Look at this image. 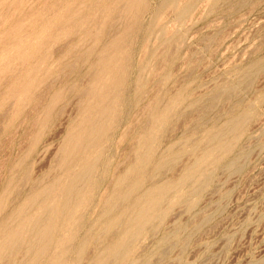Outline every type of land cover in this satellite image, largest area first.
<instances>
[{
    "label": "rangeland",
    "instance_id": "obj_1",
    "mask_svg": "<svg viewBox=\"0 0 264 264\" xmlns=\"http://www.w3.org/2000/svg\"><path fill=\"white\" fill-rule=\"evenodd\" d=\"M0 242V264H264V0H0Z\"/></svg>",
    "mask_w": 264,
    "mask_h": 264
},
{
    "label": "bare ground",
    "instance_id": "obj_2",
    "mask_svg": "<svg viewBox=\"0 0 264 264\" xmlns=\"http://www.w3.org/2000/svg\"><path fill=\"white\" fill-rule=\"evenodd\" d=\"M138 4H139V3H138ZM122 8H123V7H122ZM122 14H123V13H122ZM182 16H183V15H182ZM183 17H184V16H183ZM67 21H68V20H67ZM69 23H70V22H69ZM66 24H67V23H66ZM66 24H65V25H66ZM39 32H40V31H39ZM65 34H66V33H65ZM98 34H99V33H98ZM32 40H33V39H32ZM110 42H111V41H110ZM41 43H42V42H41ZM95 43H96V42H95ZM95 47H96V46H95ZM104 49H105V48H104ZM94 50H95V49H94ZM102 51H103V49H102ZM45 53H46V52H45ZM102 55H103V54H102ZM113 55H114V54H113ZM101 58H102V57H101ZM107 62H108V61H107ZM101 63H102V62H101ZM104 63H105V62H104ZM111 63H112V62H111ZM108 66H109V65H108ZM104 68H105V67H104ZM107 68H108V67H107ZM100 70H101V69H100ZM101 71H102V70H101ZM104 72H105V71H104ZM108 72H109V71H108ZM97 74H98V73H97ZM101 74H102V73H101ZM105 74H106V73H105ZM104 83H105V82H104ZM86 84H87V83H86ZM97 84H98V83H97ZM100 84H101V83H100ZM103 86H104V85H103ZM99 87H100V86H99ZM96 88H97V87H96ZM135 88H136V87H135ZM85 90H86V89H85ZM101 90H102V89H101ZM93 93H94V92H93ZM84 94H85V93H84ZM91 94H92V93H91ZM104 94H105V93H104ZM92 95H93V94H92ZM97 95H99V94H97ZM87 96H88V95H87ZM100 97H101V96H100ZM115 97H116V95H115ZM97 98H98V97H97ZM107 98H108V97H107ZM111 98H112V97H111ZM112 99H113V98H112ZM112 99H111V100H112ZM96 100H97V99H96ZM100 100H101V99H100ZM111 100H110V101H111ZM113 100H114V99H113ZM110 101H109V102H110ZM99 102H101V101H99ZM99 102H98V104H99ZM109 102H108V104L110 105L111 103H109ZM111 102H112V101H111ZM6 103H7V102H6ZM101 103H102V102H101ZM101 103H100V104H101ZM103 103H104V102H103ZM79 104H80V103H79ZM108 104H107V105H108ZM92 106H93V105H92ZM102 106H105V105L103 104ZM110 106H111V105H110ZM110 106H107V109H108V107L110 108ZM99 107H100V106H99ZM112 107L114 108V105H113ZM93 108L95 109V108H97V107H93ZM93 108H92V109H93ZM104 108H106V107H103V109H104ZM78 109H79V108H78ZM99 109H100V108H99ZM87 110H88V109H87ZM97 111H98V108H97ZM165 111H166V110H165ZM165 111H164V112H165ZM92 112H93V111H92ZM102 112H103V110H102ZM102 112L99 113V114H102ZM160 114H162V113H160ZM82 115H84V114H82ZM97 115H98V114H97ZM104 115H105V114H104ZM108 115H110V114H108ZM102 116H103V115H102ZM89 117H90V116H89ZM98 117H99V115H98ZM98 117H96V118H98ZM105 117H106V116H105ZM111 117H112V116H111ZM111 117L108 116L109 119H111ZM157 117H158V116H156V118H157ZM159 117H161V116L159 115ZM85 118H86V117H85ZM102 118H104V117H102ZM162 118H163V116H162ZM162 118H160V119H162ZM86 119H87V118H86ZM94 120H95V119H94ZM101 120H102V119H101ZM80 121H81V120H80ZM85 121H86V120H85ZM87 121H88V120H87ZM95 121H97V120H95ZM156 121H157V120H156ZM236 121H237V119L235 120L234 123H236ZM78 122H79V121H78ZM81 122H83V120H82ZM103 122H104V120H103ZM105 122H106V121H105ZM105 122H104V123H105ZM107 122H109V121H107ZM158 122H159V121H158ZM97 123H98V122H97ZM97 123H96V124H97ZM101 123H102V122H101ZM104 123H102V124H104ZM83 124H85V122L82 123V126L84 127ZM87 124H89V123H88V122L86 123V127H87ZM91 124H93V122H91ZM91 124H90V125H91ZM98 124H99V123H98ZM98 124H97V126H98ZM79 125H80V124H79ZM79 125H78V127H80ZM100 125H101V124H100ZM104 125H105V124H104ZM76 126H77V124H76ZM82 126H81V127H82ZM102 126H103V125H102ZM105 126H106V125H105ZM111 126H112V125H111ZM94 127H95V125H94ZM106 127H107V126H106ZM88 128H89V127H88ZM92 128H93V127H92ZM99 128H100V127H99ZM99 128H95V129H99ZM144 128H145V127H144ZM228 128H229V127H228ZM85 129H86V128H84V130H85ZM102 129H103V128H102ZM231 129H232V128H231ZM73 130H74V129H73ZM75 130H76V129H75ZM82 130H83V129H82ZM88 130H89V129H88ZM105 130H106V129H103V131H105ZM149 130H150V128H149ZM228 130H229V129H228ZM78 131H79V130H78ZM86 131H87V129H86ZM93 131H94V130H93ZM100 131H101V130H100ZM73 132H74V131H73ZM82 132H85V131H82ZM82 132H81V133H82ZM71 133H72V132H71ZM77 133H78V132H77ZM81 133H80V134H81ZM102 133H104V132H102ZM69 134H70V133H69ZM83 134H84V133H83ZM83 134H82V135H83ZM86 134L88 135V133H86ZM94 134L96 135V132H95ZM94 134H93V135H94ZM97 134H98V130H97ZM104 134H105V133H104ZM65 135H66V134H65ZM77 135H78V134H77ZM95 135H94V136H95ZM151 135H152L151 138H153V131H152ZM154 135H155V134H154ZM218 135H219V134H218ZM71 136H72V135H71ZM73 136H74V135H73ZM73 136H72V137H73ZM83 136H85V135H83ZM83 136H81V137H83ZM89 136H90V135H89ZM99 136H100V137H103V136H101L100 134H99ZM215 136H216V135H215ZM81 137H80V138H81ZM100 137H99V138H100ZM120 137H121V136H120ZM149 137H150V136H149ZM70 138H71V137H70ZM74 138H75V137H74ZM77 138H78V137H77ZM80 138H79V140H81ZM86 138H87V137H86ZM96 138H97V135H96ZM96 138H94V139H96ZM104 138H105V137H104ZM68 139H69V138H68ZM83 139H84V138H83ZM91 139H92V138H91ZM153 139H154V138H153ZM153 139H151V140H153ZM86 140H87V143H86V144H88V139H86ZM86 140H85V141H86ZM69 141H70V140H69ZM69 141H68V142H69ZM85 141H83V142H85ZM97 141H98V140H97ZM140 141H141V140H140ZM147 141H148V143H149L150 140H147ZM66 142H67V141H66ZM78 142H80V141H78ZM90 142H91V140H90ZM94 142H95V141H94ZM98 142H99V141H98ZM71 143H73V142H71ZM74 143H75V141H74ZM76 143H77V141H76ZM151 143H152V142H151ZM211 143H212V142H211ZM65 144H66V143H65ZM67 144H68V143H67ZM69 144H70V143H69ZM69 144H68V145H69ZM82 144H84V143H82ZM90 144H91V143H90ZM90 144H89V145H90ZM101 144H102V142H101ZM146 144H147V143H146ZM216 144H219V143H216ZM68 145H67V146H68ZM79 145H80V144H78L77 146H79ZM92 145H93V147H94V146H97V149L101 146V145L99 146V145H95V144H92ZM65 146H66V145H65ZM70 146L72 147V146H74V145L71 144ZM75 146H76V144H75ZM90 146H91V145H90ZM90 146H89V150H90ZM98 146H99V147H98ZM83 147H84V146H83ZM85 147H87V145H85ZM132 147H133V146H132ZM142 147H143V146H142ZM149 147H150V145H149ZM69 148H70V147H69ZM74 148H75V147H73L72 149H74ZM87 148H88V147H87ZM87 148H86V149H87ZM91 148H92V146H91ZM94 148H95V147H94ZM63 149H64V148H63ZM65 149H66V148H65ZM65 149H64V150H65ZM70 149H71V148H70ZM84 149H85V148H84ZM86 149H85V150H86ZM133 149H134V148H133ZM149 149H150V148H149ZM87 150H88V149H87ZM93 150H94V149H93ZM93 150H92V151H93ZM145 150H147V147H146ZM152 150H153V149H152ZM68 151H69V150H68ZM71 151H72V150H71ZM83 151H84V150H83ZM92 151H91V154H92ZM86 152H87V151H86ZM67 153H68V152H67ZM83 153H85V152H83ZM95 153H96V152H95ZM143 153H144V152H143ZM146 153H147V152H146ZM146 153H144V154H146ZM150 153H151V152H150ZM89 154H90V153H89ZM91 154H90V155H91ZM99 154H100V153H97V155H99ZM209 154H210V153H209ZM69 155H70V154H69ZM67 156H68V155H67ZM87 156H89L88 153H87ZM210 156H211V155H210ZM90 157H91V156H90ZM206 157H207V155H206ZM68 158H69V157H68ZM144 158H145V156H144ZM64 159H65V158H64ZM83 159H84V157H83ZM91 159H92V160L95 159L94 156H93V158H91ZM140 159H142V158H140ZM140 159H139V162H141ZM145 159H146V158H145ZM84 160H86V157H85ZM88 160H89V159L86 160L87 164L83 161V163H85V164L87 165V168H88V163H89ZM142 160H143V159H142ZM60 161H61V160H60ZM90 161H91V160H90ZM97 161H98V160H97ZM143 161H144V160H143ZM64 163H65V162H64ZM80 163H81V164H80ZM141 163H142V162H141ZM67 164H68V163H67ZM78 164H79V167L77 166V170H78V168H79V169H82V168H80V165H82V160H81V162H79ZM78 164H77V165H78ZM90 164H91V162L89 163V165H90ZM197 164L199 165V163H197ZM92 165H93V164H92ZM82 166H83V165H82ZM139 166H140V165H139ZM163 166H164V165H163ZM74 167H75V166H74ZM83 167H84V166H83ZM90 167H91V166H90ZM94 167H95V166H94ZM94 167H93V168H94ZM85 168H86V167H85ZM130 168H131V167H130ZM75 169H76V168H75ZM88 169H89V168H88ZM90 169L92 170V168H90ZM131 169H132V168H131ZM72 170H73V169H72ZM83 170H84V168H83ZM83 170L81 171L82 173H83L84 171H91V170H84V171H83ZM193 170H194V169H193ZM79 171H80V170H79ZM79 171H78V172H79ZM195 171H196V170H195ZM76 172H77V171H76ZM78 172H77V173H78ZM91 172H92V171H91ZM142 172H143V171H142ZM188 172H189V171H188ZM82 173H80L79 176H80ZM86 173H88V172H86ZM189 173H190V172H189ZM67 174H68V172H67ZM74 174H75V173H74ZM108 174H109V173H108ZM65 175H66V174H65ZM65 175H64V176H65ZM68 175H69V174H68ZM76 175H78V174H75L74 176H76ZM88 175H90V174H88ZM70 176H71V174L69 175V177H70ZM85 176H87V174H85ZM130 176H131V175H130ZM60 177H61V176H60ZM65 177H66V176H65ZM76 177H78V176H76ZM83 177H84V175H83ZM79 178H80V177H78L77 179H79ZM86 178H87V177H86ZM129 178H130V177H129ZM58 179H60V178H58ZM68 179H70V178H68ZM77 179H75V180H77ZM87 179H88V178H87ZM123 179L125 180L124 177H123ZM186 179H188V178H186ZM73 180H74V179L72 178L71 182H72ZM83 180H84V178H83ZM120 180H121V178H120ZM54 181H55V180H54ZM56 181H57V180H56ZM56 181H55V182H56ZM67 181H68V180H67ZM69 181H70V180H69ZM78 181L80 182V180H77L76 182L78 183ZM85 181H86V180H85ZM87 181H88V180H87ZM87 181H86V182H87ZM110 181H112V180H110ZM121 181H122V180H121ZM76 182H75V184L77 185ZM81 182H82V178H81ZM81 182H80V183H81ZM86 182H84V183H86ZM88 182H89V181H88ZM88 182H87V183H88ZM117 182H118V181H117ZM119 182H120V181H119ZM53 183H54V182H53ZM56 183H58V182H56ZM56 183H54V184H56ZM80 183H79L78 185H80ZM84 183H83V184H84ZM51 184H52V183H51ZM67 184H68V182H67ZM67 184H66V185H67ZM114 184H115V183H114ZM64 185H65V183H64ZM64 185H63V186H64ZM76 185H75V187H76ZM117 185H118V183H117ZM120 185H121V184H120ZM134 185H135V184H134ZM134 185H133V186H134ZM56 186H57V185H56ZM80 186H81V189H80V194H81V193H82V192H81V190H82V184H81ZM80 186H79V188H80ZM107 186H108V185H107ZM64 187H65V186H64ZM66 187H67V186H66ZM69 187H70V186H69ZM69 187H68V189L70 190L71 187H70V188H69ZM114 187H117V186H114ZM131 187H132V186H131ZM61 188H62V187H61ZM77 188H78V187H77ZM118 188H119V187H118ZM194 188H195V187H194ZM50 189H51V187H50ZM50 189H49V190H50ZM52 189H53V188H52ZM73 189H74V188H73ZM126 189H128V188H126ZM130 189H131V188H130ZM166 189H167V188H166ZM60 190H62V189H60ZM71 190H72V188H71ZM71 190H70V191H71ZM76 190H77V189H76ZM46 191H47V190H46ZM50 191H51V190H50ZM52 191H53V190H52ZM63 191H64V188H63ZM63 191H62V192H63ZM70 191H68V192H70ZM72 191H73V190H72ZM77 191H78V190H77ZM82 191H83V190H82ZM115 191H116V190H115ZM155 191H156V190H155ZM42 192H43V191H42ZM58 192H60V191H58ZM66 192H67V191H66ZM66 192H65V193H66ZM68 192H67L65 195L68 196ZM75 192H76V191H75ZM84 192H85V190H84ZM125 192H126V191H125ZM165 192H166V191H165ZM47 193H48V195H49L51 192H47ZM52 193H53V192H52ZM70 193H71V192H70ZM77 193H78V192H77ZM115 193H116V192H115ZM118 193H119V192H118ZM118 193H117V194H118ZM129 193H130V192H129ZM131 193H132V192H131ZM43 194H44V193H43ZM57 194H59V193H57ZM71 194L74 195V191H73V193H71ZM78 194H79V193H78ZM80 194H79V199H82V196H81V198H80ZM83 194H84V193H83ZM83 194H82V195H83ZM117 194H116V195H117ZM156 194H157V193H156ZM41 195H42V193H41ZM48 195H47V196H48ZM65 195H64V196H65ZM73 195H72V196H73ZM111 195H113V194L111 193ZM124 195H125V194H124ZM150 195H151V194H150ZM159 195H160V194H159ZM55 196H56V194L54 195V197H55ZM64 196H63V197H64ZM60 197H61V196H60ZM75 197L78 199L77 194H76ZM110 197H112V196H110ZM121 197H122V196H121ZM124 197H125V196H124ZM41 198H42V197H41ZM56 198H57V197H56ZM64 198H66V197H64ZM64 198H62V199H64ZM67 198H68V197H67ZM126 198H127V197H126ZM150 198H151V197H150ZM158 198H159V197H158ZM179 198H180V197H179ZM52 199H53V198H52ZM116 199H117V198H116ZM122 199H123V198H122ZM145 199H146V198H145ZM173 199H174V198H173ZM49 200H50V199H49ZM53 200H55V199H53ZM66 200H68V199L63 200L64 202H62V204H64V203L66 202V205H67V202H68V201H66ZM74 200H76V199H74ZM112 200H113V199H112ZM174 200H175V199H174ZM29 201H30V200H29ZM40 201H41V200H40ZM57 201H58V198H57ZM69 201H70V198H69ZM106 201H107V200H106ZM108 201H109V200H108ZM117 201H118V199H117ZM138 201H139V200H138ZM138 201H135V202L138 203ZM144 201H147V200H144ZM38 202H39V201H38ZM44 202H45V204H46V203H47V200H46V201L44 200ZM72 202H73V200H72L70 203H72ZM75 202H76V201H75ZM75 202H74V203H75ZM81 202H82V201H81ZM30 203H32V205H33V202H30ZM49 203H51V204L53 205V202L49 201ZM57 203H58V202H57ZM60 203H61V202H60ZM74 203H72V204H74ZM78 203H79V201H78ZM114 203H116V202H114ZM117 203H119V201H118ZM132 203H133V202H132ZM143 203H144V202H143ZM146 203H147V202H146ZM26 204H27V203H26ZM28 204H29V203H28ZM41 204H44V203L41 202ZM41 204H40V205H41ZM47 204H48V203H47ZM54 204H55V206H56V208H57V205H56L55 202H54ZM68 204H69V203H68ZM110 204H111V203H110ZM133 204H134V203H133ZM144 204H145V203H144ZM144 204H143V205H144ZM147 204H148V203H147ZM37 205H39V204H37ZM52 205H51V208H52ZM66 205H65V206H61V207H65V209H66V211H67V209L69 208V205H70V204L68 205V208H66V207H67ZM112 205H113V204H112ZM47 206H48V205H47ZM53 206H54V205H53ZM58 206H59V203H58ZM72 206H73V205H72ZM74 206L76 207L77 205L75 204ZM74 206H73V208H71V209H73V210H77V208H79V207H77V208L75 209ZM80 206H81V205H80ZM108 206H109V205H108ZM108 206H107V207H108ZM130 206H131V208H132V205H130ZM140 206H141V205H140ZM26 207H27V206H26ZM48 207H49V206H48ZM48 207H47V208H48ZM61 207H59V209H60ZM114 207H116V206H114ZM29 208H30V207H29ZM31 208H32V207H31ZM41 208H44V209H45L46 207H41ZM47 208H46L45 210H47V211L49 212V210H51V208L49 207V208H50L49 210H48ZM53 208H54V207H53ZM116 208H117V207H116ZM21 209H22V208H21ZM61 209H62V208H61ZM106 209H107V208H106ZM139 209H140V208H139ZM38 210H40V209H38ZM57 210H58V209H56L55 212H56ZM69 210H70V209H69ZM108 210L111 211L112 209L110 208V209H108ZM115 210H116V209H115ZM129 210H130V209H129ZM41 211H42V209H41ZM41 211H40V212H41ZM47 211H45L46 213H42V212H41L42 215H43V214H44V215H45V214H48ZM126 211H127V210H126ZM126 211H125V212H126ZM131 211H132V210H131ZM139 211H140V210H139ZM22 212H23V211H22ZM40 212H39V213H40ZM43 212H44V210H43ZM51 212H52V211H51ZM58 212H59V211H58ZM60 212H61V211H60ZM62 212H63V211H62ZM67 212H68V211H67ZM137 212H138V211H137ZM137 212H135V213H137ZM52 213H54V212H52ZM70 213H71V212H70ZM70 213H69V214H70ZM74 213H76V212H74ZM128 213H129V212H128ZM143 213H144V212H143ZM146 213H147V212H146ZM146 213H145V214H146ZM63 214H64V213H63ZM63 214H62V215H63ZM107 214H108V212H107ZM137 214H138V213H137ZM37 215H38V214H37ZM44 215H43V216H44ZM53 215L55 216L56 214H53ZM53 215L51 214V216H53ZM60 215H61V214L59 213L58 216H60ZM62 215H61V216H62ZM67 215H68V214H67ZM108 215H109V214H108ZM45 216H47V215H45ZM56 216H57V215H56ZM69 216H71V215H69ZM72 216H74V215H72ZM72 216H71V217H72ZM125 216H126V215H125ZM38 217H39V216H38ZM38 217H37V218H38ZM47 217H48V216H47ZM122 217H124V216H122ZM139 217H140V216H139ZM29 218H30V217H29ZM31 218H32V217H31ZM59 218H60V217H59ZM62 218H63V216H62ZM119 218H120V217H119ZM127 218H128V217H127ZM133 218H134V217H133ZM34 219H36V218H34ZM47 219H48V218H47ZM53 219H54V218H53ZM67 219L70 220L71 218H70V219L67 218ZM122 219H123V218H122ZM140 219H141V218H140ZM140 219H137V220H140ZM25 220H26V219H25ZM38 220H39V219H38ZM51 220H52V219H51ZM51 220H50V222H51ZM55 220H56V218H55ZM58 220H59V223H60L61 220H60V219H58ZM62 220H64V219H62ZM65 220H66V219H65ZM98 220H99V219H98ZM155 220H156V219H155ZM31 221H32V220H31ZM34 221L36 222L37 220H34ZM39 221H40V220H39ZM42 221H43V219H42ZM44 221H45V220H44ZM70 221H71V220H70ZM70 221H69V223H70ZM121 221H122V220H121ZM141 221H142V220H141ZM141 221H140L139 223H141ZM35 222H34V223H35ZM37 222H38V221H37ZM37 222H36V223H37ZM40 222H41V221H40ZM50 222L48 221V225H50ZM53 222H54V221H53ZM26 223H27V221H26ZM31 223H32V222H31ZM34 223H33V224H34ZM46 223H47V222H46ZM55 223H57V222H55ZM62 223H63V222H62ZM64 223H65V222H64ZM64 223H63V224H64ZM107 223H108V222H107ZM112 223H113V222H112ZM114 223H115V222H114ZM116 223H117V222H116ZM120 223H121V222H120ZM28 224H29V223H28ZM28 224H26V225H28ZM33 224H32V225H33ZM39 224H40V223H39ZM44 224H45V223H44ZM66 224H68V223H66ZM142 224H143V223H142ZM23 225H24V224H23ZM23 225H22V226H23ZM34 225H35V224H34ZM36 225H37V224H36ZM36 225H35V226H36ZM45 225H47V224H45ZM117 225H118V224H117ZM22 226H19V225H18L17 227H18L19 229H20V227H21V229H22ZM40 226H41V224H40ZM52 226H53V225H52ZM61 226H63V225L61 224ZM64 226H65V225H64ZM66 226H67V225H66ZM66 226H65V227H66ZM23 227H24V226H23ZM37 227H38V225H37ZM43 227H45V226L43 225V226H42V229H43ZM48 227H49V226H47L46 229H47ZM111 227H112V226H111ZM119 227H120V226H119ZM18 228H17V229H18ZM28 228H29V227H28ZM30 228H31V225H30ZM38 228H40V227H38ZM50 228H51V227H50ZM60 228H61V229H60ZM113 228H114V227H113ZM17 229H16V230H17ZM19 229H18V230H19ZM42 229H41V231H42V233H44L45 230L43 231ZM18 230H17V231H18ZM25 230H27V228H26ZM38 230H40V229H38ZM52 230H53V228L51 229V231H52ZM54 230H55V229H54ZM60 230H62V227H59V231H60ZM108 230H109V228H108ZM108 230H107V231H108ZM14 231H15V230H14ZM49 231H50V229L48 228V232H49ZM51 231H50V232H51ZM5 232H6V231H5ZM15 232H16V231H15ZM23 232H24V231H23ZM35 232H36V229H35ZM39 232H40V231H39ZM46 232H47V230L45 231V233H46ZM48 232H47V233H48ZM57 232H58V231H57ZM57 232H56V234H57ZM61 232H62V231H61ZM108 232H109V231H108ZM139 232H140V231H139ZM1 233H2V232H1ZM6 233H7V232H6ZM13 233H14V232H13ZM13 233H11V235H12ZM40 233H41V232H40ZM45 233H44V234H45ZM58 233H59V232H58ZM86 233H87V232H86ZM106 233H107V232H106ZM113 233H115V232H113ZM128 233H129V232H128ZM137 233H138V232H137ZM7 234H9V233H7ZM19 234H20V233H18V235H19ZM22 234L25 235V232L22 233ZM31 234H32V233H31ZM31 234L29 233V235H31ZM34 234H35V233H33V235H34ZM44 234H42L43 237H44ZM97 234H98V233H97ZM123 234H124V233H123ZM125 234H126V232H125ZM9 235H10V234H9ZM26 235H27V234H26ZM29 235H27V236L29 237ZM36 235H37V233H36ZM48 235H49V233H48ZM98 235H99V234H98ZM107 235H108V234H107ZM107 235H106V236H107ZM111 235H112V234H111ZM135 235H139V233H138V234H135ZM135 235H134V237H135ZM16 236H17V235H15V239H13V240H16ZM34 236H35V235H34ZM37 236H38V235H37ZM37 236H35V238H36ZM39 236H40V235H39ZM42 236H41V237H42ZM106 236H105V237H106ZM109 236H110V235H109ZM127 236H129V234H128ZM6 237H8V238H6V239H11V238H12V236H11V238H9L10 236H8V235H7ZM13 237H14V235H13ZM20 237H21V236H20ZM22 237H23V240H24V236H22ZM22 237H21V238H22ZM28 237H26L27 240H28ZM30 237H31V236H30ZM43 237H42V239H44L46 236H45L44 238H43ZM50 237H51V235H50L49 237L46 238V241H50V240H49V239H51ZM131 237H132V236H131ZM17 238H18V237H17ZM21 238H20V240H21ZM32 238H33V237H32ZM135 238H136V237H135ZM1 239H2V238H1ZM36 239H37V238H36ZM40 239H41V238H40ZM47 239H48V240H47ZM4 240H5V239H4ZM31 240H32V239H31ZM51 240H52V239H51ZM56 240H58V239H56ZM119 240H120V239H119ZM122 240H123V239H122ZM28 241H29V240H28ZM34 241H35V240H34ZM44 241H45V239H44ZM61 241H62V239H61ZM129 241L131 242V240H129ZM132 241H133V240H132ZM1 242H2V241H1ZM1 242H0V243H1ZM12 242L14 243V241H12ZM16 242H17V241H16ZM19 242H20V241H19ZM126 242H127V241H126ZM130 242H129V243H130ZM7 243H8V241L6 240V244H7ZM28 243H29V242H28ZM28 243H27V244H28ZM39 243H40V242H39ZM58 243H60V242H58ZM123 243H125V242H123ZM129 243L127 242V244H129ZM1 244H2V243H1ZM16 244H17V243H16ZM25 244H26V243H25ZM40 244H41V243H40ZM42 244H43V241H42ZM44 244L47 245V243H44ZM48 244H49V242H48ZM54 244H55V243H54ZM95 244H96V243H95ZM117 244H118V243H117ZM3 245H4V244H2V246H3ZM14 245H15V244H14ZM14 245H13V246H14ZM122 245H123V244H122ZM129 245H130V244H129ZM129 245H128V247H129ZM2 246L0 247L1 249H3V247H4V246H3V247H2ZM13 246H12V247H13ZM17 246H18V245H17ZM38 246H39V248H38V250H39V249H40V245H38L36 242H34V243L31 242V245H30V244L28 245V250H26L27 247H26V249H25L26 252L28 251V253H26V252H24V253H26L27 255H29V253L31 252V250H29V249H37ZM79 246H80V245H79ZM119 246H121V244H119ZM125 246H126V244H125ZM6 247H7V246H6ZM12 247H11V248H12ZM45 247H46V246H45ZM122 247H123V246H122ZM122 247H119V248L117 247L116 250H118V249H122ZM128 247H127V248H128ZM124 248H125V247H124ZM127 248H125V251H126ZM1 249H0V250H1ZM4 250H5V249H4ZM41 250H43V246H42V249H41ZM53 250H55V249H53ZM53 250H52V252H53ZM32 251H33V250H32ZM39 251H40V250H39ZM39 251H38V252H39ZM79 251H80V250H79ZM103 251H104V250H103ZM122 251H123V250H122ZM122 251H121V252H122ZM125 251H124V252H125ZM34 252H36V251L34 250L33 253H34ZM44 252H46V251H45V250L43 251V255H44ZM115 252H116V251H115ZM128 252H129V250H128ZM126 253H127V251H126ZM26 254H24L25 257H26ZM104 254H105V253H104ZM6 255H7V254H6ZM21 255H22V254H21ZM21 255H20V256H21ZM35 255H36V254H35ZM38 255H39V253H38ZM38 255L34 256L35 258H34L33 260L38 261V260L41 259V257L43 256V255L41 254L42 256L39 258ZM77 255H78V254H77ZM108 255H109V254H108ZM112 255H114V254H112ZM119 255H122V254L120 253ZM124 255H125V253H124L122 256H124ZM9 256H10V255H9ZM50 256H51V254H50ZM31 257H32V256H31ZM104 257H105V256H104ZM115 257L118 258L117 255H116ZM4 258H5V257H4ZM26 258H27V257H26ZM61 258H62V257H61ZM106 258H107V257H106ZM109 258H110V257H109ZM112 258H113V257H112ZM116 258H114V259H116ZM120 258H121V257H120ZM120 258H119V259H120ZM126 258H127V257H126ZM8 259H9V258H8ZM30 259H32V258H30ZM121 259H122V258H121ZM121 259H120V260H121ZM116 260H117V259H116ZM120 260H119V261H120ZM80 261H81V260H80ZM101 261H102V260H101ZM101 261H100V262H101ZM27 262H28V261H27ZM27 262H26V263H27ZM76 262H77V261H76ZM106 262H108V261L106 260ZM111 262H112V261H111ZM26 263H24V264H26ZM78 263H79V262H78ZM97 263H98V262H97ZM102 263H103V262H102ZM115 263H116V262H115ZM28 264H29V263H28ZM30 264H35V261L30 262ZM99 264H100V263H99ZM110 264H111V263H110ZM123 264H124V263H123Z\"/></svg>",
    "mask_w": 264,
    "mask_h": 264
}]
</instances>
